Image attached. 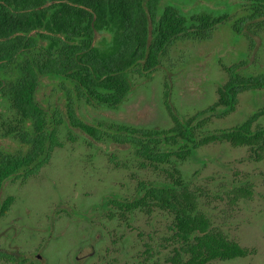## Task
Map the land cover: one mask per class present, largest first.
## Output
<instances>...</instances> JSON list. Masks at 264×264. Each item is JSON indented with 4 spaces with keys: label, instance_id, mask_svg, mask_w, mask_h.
<instances>
[{
    "label": "trees",
    "instance_id": "1",
    "mask_svg": "<svg viewBox=\"0 0 264 264\" xmlns=\"http://www.w3.org/2000/svg\"><path fill=\"white\" fill-rule=\"evenodd\" d=\"M161 1L0 0V99L10 107L0 133L19 146L14 152L0 147V195L8 179L38 175L61 146L62 126L69 125L96 141L128 145L139 167L155 173L157 179L138 182L132 198L109 197L101 207L125 222L137 212L166 216L165 264L245 258L251 250L213 225L202 206L204 193L194 180L207 164L198 151L213 143L244 147L254 157H264V128H254L259 113L230 129L208 130L213 118L236 109L241 94L264 89V74L228 68V79L218 87L212 105L187 118L168 106L173 122L169 128L95 126L78 113L82 103L118 109L133 90L134 75L152 74L177 41L208 40L229 18L189 16L176 6L161 8ZM251 1V14L242 15L235 31L243 32L245 23L264 18V0ZM189 164L199 167L188 170ZM225 194L235 202L251 197L253 190L249 181H234ZM14 201L9 196L0 204V216ZM153 249L147 243L145 262L160 259Z\"/></svg>",
    "mask_w": 264,
    "mask_h": 264
},
{
    "label": "rangeland",
    "instance_id": "2",
    "mask_svg": "<svg viewBox=\"0 0 264 264\" xmlns=\"http://www.w3.org/2000/svg\"><path fill=\"white\" fill-rule=\"evenodd\" d=\"M251 2L162 0L161 8L176 6L189 16L229 18L208 40L177 41L152 74L134 75L133 90L118 109H96L82 103L80 117L95 126L169 128L173 122L168 106L187 118L212 105L218 87L228 79V68L236 66L246 75L264 74V18L248 21L243 32L234 30L242 15L251 14ZM9 111L8 102L0 99V123ZM257 113L260 117L254 128H264V89L241 94L236 109L213 118L208 130L230 129ZM59 140L61 146L38 175L4 183L0 204L9 196L15 201L0 216V264H165L166 216L137 212L125 222L101 207L109 197L132 198L138 182L157 179L155 173L139 167L128 145L96 141L69 125L62 126ZM0 147L12 152L19 148L1 133ZM198 157L207 161L194 180L204 193L202 206L215 227L251 250L245 258L212 264H264V157L225 143L203 147ZM197 167L187 165L188 170ZM234 181H249L252 196L233 202L225 191ZM147 243L160 253V259L145 262L142 254Z\"/></svg>",
    "mask_w": 264,
    "mask_h": 264
}]
</instances>
